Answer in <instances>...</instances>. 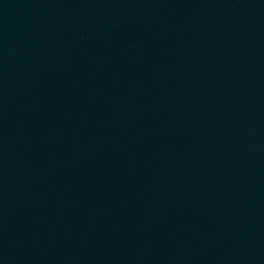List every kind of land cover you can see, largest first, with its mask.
Listing matches in <instances>:
<instances>
[{
  "label": "water",
  "instance_id": "obj_1",
  "mask_svg": "<svg viewBox=\"0 0 264 264\" xmlns=\"http://www.w3.org/2000/svg\"><path fill=\"white\" fill-rule=\"evenodd\" d=\"M0 264H264V0H0Z\"/></svg>",
  "mask_w": 264,
  "mask_h": 264
}]
</instances>
